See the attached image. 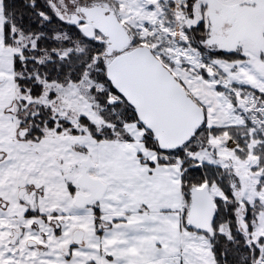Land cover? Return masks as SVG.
I'll use <instances>...</instances> for the list:
<instances>
[{"label":"snow or ice","instance_id":"obj_1","mask_svg":"<svg viewBox=\"0 0 264 264\" xmlns=\"http://www.w3.org/2000/svg\"><path fill=\"white\" fill-rule=\"evenodd\" d=\"M0 264H264V0H0Z\"/></svg>","mask_w":264,"mask_h":264}]
</instances>
